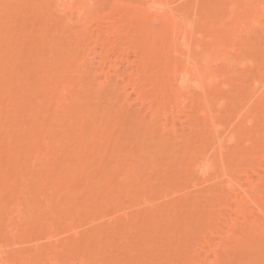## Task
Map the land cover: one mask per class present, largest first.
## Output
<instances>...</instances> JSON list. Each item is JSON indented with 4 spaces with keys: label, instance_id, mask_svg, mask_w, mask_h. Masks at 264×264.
Returning a JSON list of instances; mask_svg holds the SVG:
<instances>
[{
    "label": "bare ground",
    "instance_id": "bare-ground-1",
    "mask_svg": "<svg viewBox=\"0 0 264 264\" xmlns=\"http://www.w3.org/2000/svg\"><path fill=\"white\" fill-rule=\"evenodd\" d=\"M181 115L189 132L201 123L210 131V151L191 150L188 164L191 186L204 192L200 206L182 208L192 221L155 264H264V0H0V172L21 168L15 186L35 177L38 164L36 176L48 175L62 139H75L73 153L106 145L105 158L130 125L177 135ZM27 230L0 240V264H95L75 228L70 241L56 227L37 238Z\"/></svg>",
    "mask_w": 264,
    "mask_h": 264
},
{
    "label": "rangeland",
    "instance_id": "rangeland-1",
    "mask_svg": "<svg viewBox=\"0 0 264 264\" xmlns=\"http://www.w3.org/2000/svg\"><path fill=\"white\" fill-rule=\"evenodd\" d=\"M230 15L229 9L223 14L225 20H228ZM242 35H244V32L241 33V36ZM135 107L136 106H131V110L135 109ZM131 110L129 112L133 113V110ZM96 118L99 119H95L94 121H100L101 119L100 116ZM109 118L112 117L108 116L105 118V121ZM49 119H51V117ZM179 119L182 122L185 120L182 115ZM179 119H176L178 122H175V127L179 132L177 135H173L169 130H166L164 132L165 134L159 131L150 133L152 131L145 132V129L138 130L142 125L139 124V122L136 123L140 126L133 122L138 126L134 124L130 125L132 131L129 132L128 130V134H125L126 136L124 135L125 138L123 135V138L118 137V131L114 133L115 137H118V139L116 138L118 145L114 141L115 138L113 136L114 139H112V141H114L115 144L112 143V141L109 143V150L105 158L102 157L101 154H104L103 152L106 145L98 144V149L93 151L91 149L92 147L84 149V145L81 144L80 147L77 148L76 153H73L71 151L74 149V146L76 147L77 145L76 143L74 144L75 139L69 141L68 144H66L67 139H62V141L60 140L56 143L54 149L51 150L52 159L48 161L49 164L46 168L49 170V173L46 172L48 175L36 176V172L42 171L41 165L38 164V168L36 167L37 169L34 174L35 177H32L34 179H28L31 176L28 175L26 179H23L25 182L21 181L22 179L20 180V182L25 184L23 188V183H21L20 186H18V184L15 186L12 181L15 179L12 178L13 175V177H15V171L19 172L21 168L15 171L11 170L13 168L10 164L9 167H7L9 170L6 168L8 171L7 176L9 177L11 172H13V174H10L11 180L9 179L7 185L3 183V179L0 177V190L9 192V194L8 192L5 193L4 198L6 197L5 199L10 201H8L10 204L7 203V205L6 200L0 196V240L5 243L9 242L12 234L16 231L20 234L18 237L20 240L22 237L21 232L26 231L28 225L29 227L32 225L31 221L37 218L38 221H41V225L46 226H44V228L41 226L40 228L34 229L30 227L32 230H27L26 235H28V237L37 238L47 236L49 231L56 227L58 232H61L60 238H62L63 241H70L67 235L71 232H67V230L69 231L75 228V230L79 232L80 237H82L80 241H82V247H85L83 252H85L87 256L92 255L91 259L94 258L95 264H155V262H157L155 260H158L159 257L161 258V253L163 255L170 252L168 250L171 248L169 249L167 247V242L169 244V241H171L173 246H176L179 239L178 237L180 236L177 233L182 232L181 228L184 227V225H189L190 221H192L191 214L189 212H182L183 209L186 210V208H190V205L194 206L197 205V203L200 204L199 200H202L200 193L204 192V190H201L202 188L200 185L196 187L191 186L193 175L188 164L191 162L189 160L191 150L193 151L195 149V153L196 149L206 146L205 148L210 151L211 138L209 134L210 131H208L209 128H204L203 123H201L200 126L202 128L200 127V131L193 130V133H197L198 135L201 134L199 135L203 141L201 142L200 137H197L198 135L196 136L191 133V131L189 132L190 129H187V123H182ZM112 122H110V124L113 125L114 122ZM180 125H183V127ZM181 127L182 130L184 129V135H181L183 134L181 132L182 130H180ZM111 129L110 127L106 135L109 134L108 136H112ZM98 131V135H100L102 129L100 128ZM133 132L137 136H135ZM143 133L145 134L143 135ZM52 134L53 133L50 135ZM131 134H133L132 137ZM158 135L159 137H157ZM128 137H131L130 140ZM173 138H175L174 141ZM119 140L124 144L129 143L125 145V149L124 144L120 143ZM129 141L132 142L133 145H131ZM200 144L201 146L198 147ZM99 145L102 147V150ZM202 148H200V150L203 152L205 149L203 148V150ZM82 151H85V154L81 156ZM44 152L46 151L44 150ZM194 153L192 152L193 155ZM51 154L46 156L50 157ZM191 158H194V156ZM175 162L176 165H174ZM145 164H149L150 166L148 167V165ZM64 168H66V170H62ZM6 170H1L0 174L5 175ZM10 170L11 172H9ZM75 178L78 180L76 183L73 182ZM27 179L28 181H26ZM31 180H35L34 185H37L33 186V181ZM10 184L13 185L14 189L8 186ZM21 191V194L25 196H21V205L18 206V208L11 209L16 203V199L14 200V198H16ZM10 192L12 196L15 195V197H10ZM6 194L8 195L6 196ZM176 198L179 200L177 204L179 207L176 205L178 207L177 209L175 208L176 206L173 205L174 202L177 201ZM180 199L182 203L184 202L183 205H190L188 207H181ZM24 200L28 201L27 208H24V203L22 204V202H25ZM2 202L5 206L1 208V205H3ZM194 202L197 203L194 204ZM22 205L23 207H21ZM38 205L40 209H37ZM172 206H174L173 208L175 209L172 210L171 214V210H168L173 209L171 208ZM6 207H8L7 210ZM1 209L4 211L2 212ZM190 210H192V207ZM167 211L170 212V216H168L169 214ZM30 217L31 221L29 220ZM32 217H34L33 220ZM12 218L16 222L15 227L19 225L17 227L19 230H14L15 228L13 229L8 226ZM27 222H31V225ZM22 223L23 225H21ZM20 227L22 231H20ZM165 230L167 231L165 232ZM88 241L90 242L87 243ZM171 245L172 244H170V247ZM166 247L168 250L166 249L167 252L165 253ZM172 250L171 252L173 253L174 250ZM76 251H78V248ZM170 257L172 256H169V258ZM169 258L168 260H170ZM150 260H154L153 263H151ZM170 263L171 261L166 264Z\"/></svg>",
    "mask_w": 264,
    "mask_h": 264
}]
</instances>
